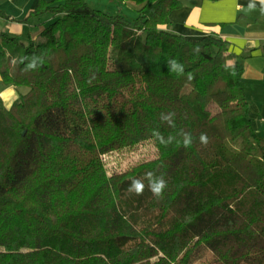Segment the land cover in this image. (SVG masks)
Masks as SVG:
<instances>
[{"label": "trees", "instance_id": "trees-1", "mask_svg": "<svg viewBox=\"0 0 264 264\" xmlns=\"http://www.w3.org/2000/svg\"><path fill=\"white\" fill-rule=\"evenodd\" d=\"M120 1L139 5L134 19L39 0L27 40L0 31V78L27 88L10 109L0 97V264H264V140L242 62L218 33L169 29L182 0ZM154 129L194 143L165 147ZM145 141L157 158L108 172L102 154ZM147 171L166 179L163 198L128 191Z\"/></svg>", "mask_w": 264, "mask_h": 264}, {"label": "crops", "instance_id": "crops-1", "mask_svg": "<svg viewBox=\"0 0 264 264\" xmlns=\"http://www.w3.org/2000/svg\"><path fill=\"white\" fill-rule=\"evenodd\" d=\"M39 0H0V10L11 16H0V31L27 40L36 28L37 19L29 24L21 22L36 8ZM251 0H182V6L170 14L172 32L199 39L218 33L229 41L233 52L244 66L245 93L249 101L250 117L257 136L264 140V11L259 0L249 10ZM114 65V64H112ZM113 67V66H112ZM5 85L0 78V97L10 109L21 91Z\"/></svg>", "mask_w": 264, "mask_h": 264}, {"label": "clouds", "instance_id": "clouds-1", "mask_svg": "<svg viewBox=\"0 0 264 264\" xmlns=\"http://www.w3.org/2000/svg\"><path fill=\"white\" fill-rule=\"evenodd\" d=\"M261 5V10L264 11V0H259ZM256 7V0H251L248 5L249 10H253ZM25 63L24 70L25 71H37L40 67L44 64V55L41 54L39 56L32 55L30 57L26 56L21 61ZM227 70V65H223ZM168 70L172 73H175L177 76H184L185 70L182 63L175 59H170L167 61ZM161 122L166 124L169 127L175 128L176 127V113L175 112H168V113H161L160 114ZM152 135L159 141L160 144L167 147L173 143L177 145H181L184 148H190L194 143V137L191 132L181 130L179 132V136L182 139H177L176 136L169 135L165 137L158 129H154ZM200 143L204 144L205 146L208 143V137L206 133H201L199 136ZM145 180H147V185L145 184ZM152 193L154 197L157 199L163 198L164 191L167 188V181L163 175H156L153 171H147L144 174V178H132L128 187V191L133 193L137 196L143 195L145 188Z\"/></svg>", "mask_w": 264, "mask_h": 264}, {"label": "rangeland", "instance_id": "rangeland-1", "mask_svg": "<svg viewBox=\"0 0 264 264\" xmlns=\"http://www.w3.org/2000/svg\"><path fill=\"white\" fill-rule=\"evenodd\" d=\"M89 2L94 8L101 9L110 14L121 13L131 20L137 16V8H139V5L131 1L89 0ZM112 66L110 64V68ZM157 157V147L152 141L141 142L134 146L102 154V159L110 174L124 172L140 163Z\"/></svg>", "mask_w": 264, "mask_h": 264}]
</instances>
